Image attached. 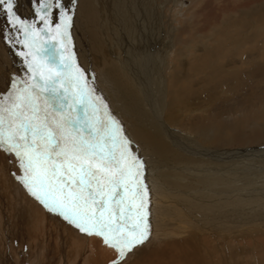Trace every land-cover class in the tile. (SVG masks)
Wrapping results in <instances>:
<instances>
[{
	"label": "bare ground",
	"instance_id": "obj_1",
	"mask_svg": "<svg viewBox=\"0 0 264 264\" xmlns=\"http://www.w3.org/2000/svg\"><path fill=\"white\" fill-rule=\"evenodd\" d=\"M173 1L179 24L155 65L148 49L117 53L114 0H76L74 8L65 0L76 62L144 164L150 236L123 264H264V211L250 221L223 215L264 195V0ZM138 2L125 14L132 23ZM3 16L0 9V97L27 71L23 57L16 71L7 61L19 48L11 27L4 39ZM9 159L0 150V264H110L114 251L47 211Z\"/></svg>",
	"mask_w": 264,
	"mask_h": 264
},
{
	"label": "snow or ice",
	"instance_id": "obj_2",
	"mask_svg": "<svg viewBox=\"0 0 264 264\" xmlns=\"http://www.w3.org/2000/svg\"><path fill=\"white\" fill-rule=\"evenodd\" d=\"M32 7L28 21L14 0H0L27 69L0 97V150L18 165L16 179L29 195L79 232L101 238L114 251L110 264H123L150 236L144 164L76 62L68 8L62 0H32Z\"/></svg>",
	"mask_w": 264,
	"mask_h": 264
},
{
	"label": "rangeland",
	"instance_id": "obj_3",
	"mask_svg": "<svg viewBox=\"0 0 264 264\" xmlns=\"http://www.w3.org/2000/svg\"><path fill=\"white\" fill-rule=\"evenodd\" d=\"M29 1L31 3V4L30 3L29 4L32 7V1L31 0H29ZM137 1H139L138 2V7H139V5H140V7H139V9L137 11V13H138L137 20L138 21L135 20L136 23H132L131 19H128L127 16L125 15L127 10L130 11L132 9L131 11H134V9H135V8H133L135 6L132 4V0H114V3L112 2V4H113L112 8L113 9H110L108 7L109 12H112L114 14L113 16L118 14L117 15L118 16L117 22H119V23H117V24H119L118 28L117 29L114 28V30H113L114 33L112 32L114 34L113 38H112V42H114V43L116 42L115 44L117 46L119 44V48L120 49L117 50V53H119L121 51L120 52L121 55H123L122 51H127L128 53H132L134 50L136 52V50L137 51H141L143 49L144 50L148 49L149 52H153V54H155V65H157L159 63L158 60H159L160 53H162V51L165 50V48H166L165 46L168 44L167 42L170 39V36L172 35V27L171 26L172 25L176 26V25L179 24L177 22V20H175V19H178V17H174V11L171 10V8L174 9L173 6H172L174 1L173 0H137ZM154 1H156L158 4L156 2H154ZM158 1H160V2H158ZM14 2H15L14 3V11L16 12V14L19 17L22 16V17H20L21 19L22 18L23 19L28 18V15L26 13H23L24 9H25V2L26 3H28V2L26 0H14ZM62 2L65 4V0H62ZM161 2L163 3L162 7H161ZM147 3H148V5H147ZM154 3H155V5H154ZM122 4H123V6H122ZM119 5H121V6H119ZM15 6L18 7V8L16 9ZM117 6H119V7L117 8ZM32 9H33V7H32ZM54 11H56V10H54ZM159 14H161V15H159ZM29 15H30L31 18L29 17L28 21H32L33 18L35 17L34 9L31 11V13ZM142 16L144 17V19H143ZM147 16H148V18H147ZM4 18L7 19V14H6L5 17L3 16L4 22H7V24H8V25H6V28L3 29L4 30L3 33H6L8 28L11 27L9 36L11 37V41L13 43H15L14 41L16 40L17 33H16V31H14L12 29V26L8 23V19L5 21ZM97 18L99 19V17H97ZM57 19H58V17H57ZM35 23H36L37 27H40L42 22L41 21L39 22V20H36ZM73 26H75V25H73ZM194 28L196 29V26H194ZM134 29H137V30H134ZM123 32H124V34H123ZM97 34H98V37L100 39H104L103 42L106 43L105 46L107 48L110 47V48H108V51L109 52H113V45L111 44L110 41L105 40L106 39L105 35H103V33H97ZM138 38H140V39H138ZM133 39H134V41H133ZM139 42H140V44H139ZM143 45H144V47H143ZM13 47L15 49L19 48V51H23L24 50L23 45L18 44V43H15V45L13 44ZM152 50H154L155 52L152 51ZM20 57L16 54V52H13L11 54V56H10V59L7 60V61H9V65H11V67L13 66L12 68L15 71H16V65L15 64L20 62V60H21ZM18 71H19V68H18ZM25 74H24V76H25ZM21 75L23 77V73H21L20 76ZM258 194L256 193L254 198H253V196H251V198L249 197L250 198L249 200L252 201V202L250 201L248 203L249 205L247 203H246L247 204L246 205L243 202V206H241V207H225L226 211L224 212L223 215L225 216V218L227 216V219H230V218H233V217H238V216H239L240 219L246 217L245 219H247L249 221L250 220H254V219H258L255 215H257L260 212L264 211V207H263V205H264V200H263L264 199V195L263 194L260 195V191H259ZM257 205H259L260 207H258ZM238 208H239V210H238ZM240 219H238V220H240ZM245 232L244 231H239L237 233V236H243L244 234H242V233H245ZM256 245L257 244H255V246ZM254 253L256 254V252H253L254 256L253 255L249 256V261H256L255 260L256 257H255ZM252 258H254V260Z\"/></svg>",
	"mask_w": 264,
	"mask_h": 264
}]
</instances>
